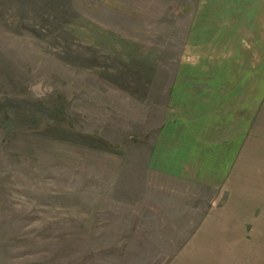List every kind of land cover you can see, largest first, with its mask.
Returning a JSON list of instances; mask_svg holds the SVG:
<instances>
[{"label": "rangeland", "instance_id": "1", "mask_svg": "<svg viewBox=\"0 0 264 264\" xmlns=\"http://www.w3.org/2000/svg\"><path fill=\"white\" fill-rule=\"evenodd\" d=\"M253 26V0H0V264H264ZM237 75L225 144L179 155L178 89Z\"/></svg>", "mask_w": 264, "mask_h": 264}, {"label": "crops", "instance_id": "2", "mask_svg": "<svg viewBox=\"0 0 264 264\" xmlns=\"http://www.w3.org/2000/svg\"><path fill=\"white\" fill-rule=\"evenodd\" d=\"M253 1L255 4H257V6H260L261 3L264 4V0H253ZM252 29H253L252 35L256 37L254 40L258 42V44L256 45L259 46L258 48L259 52L260 51L264 52V28L253 26ZM263 59H264V56H263ZM256 67H260V68L264 67V60L262 61V64L260 65L258 64L256 65ZM211 77L212 76H206L204 78L206 80L205 83L210 84V82L212 81ZM256 80L252 81L254 85L251 87L252 89V92L250 95L251 100H254L257 98L256 91L258 90V86H257L258 81ZM228 82H231L234 84V87L230 88V90L229 88L227 89V87L225 86ZM213 83L216 86L213 88H209L210 89L209 94L211 96L209 99L210 103H206V101L204 100L206 97L204 99H201L200 96L205 95V93L203 94L197 93L195 94L196 97H192L194 96L193 94L189 93L188 91H184L183 90L184 88H180L178 89V100H177V94H175V98H174L175 102L190 105L192 106V108L194 107L196 109H199L198 113L200 115L202 114L201 116H198L199 122L197 124L188 123L186 125H183L186 127L182 126L181 129H179V131H177L175 127H170V129L168 128L166 130V133H165L166 139L169 135H171V137L173 136L172 137V140H173L174 139L173 134L176 132H179V134H177V137H176L178 140L179 139L181 140V138L184 139V137L187 136L188 144L187 146H183L186 149H183L182 152L178 153L181 156L185 157L186 155H188V156L195 157L196 155L199 154L195 151H192V154H191L190 149L203 147V146H199L200 143H197L195 136H194L195 134H193V133H197L198 135L200 132H207V133L210 132V134L205 135L206 138H208L209 140H205L203 137H197V138L200 142L207 143V144L210 143L213 149L219 152V149L222 148L223 144H225V142L227 141L226 138H223L224 137L223 132L227 128V123L231 117L230 114L232 115L234 114L242 115L243 114V112H241L240 110V109H243L244 107L243 84L249 83V80L244 79V77L240 75H237L236 77H232L229 80L223 79L222 77H218V79L214 81ZM228 109L232 112L229 113ZM233 109L235 110L233 111ZM210 110L211 112L209 113L208 111ZM211 117H215L212 122H211ZM209 120L210 122H207ZM212 138H215V139L211 140ZM222 139L224 141L223 143L222 141H219ZM212 141L214 142L212 143ZM230 141H232V139ZM216 178H219V177H216ZM235 178H237V176Z\"/></svg>", "mask_w": 264, "mask_h": 264}]
</instances>
